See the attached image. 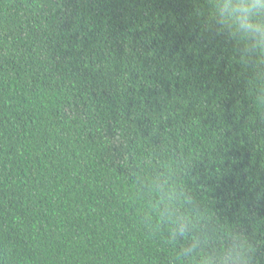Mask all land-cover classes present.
Returning <instances> with one entry per match:
<instances>
[{"label": "trees", "instance_id": "1", "mask_svg": "<svg viewBox=\"0 0 264 264\" xmlns=\"http://www.w3.org/2000/svg\"><path fill=\"white\" fill-rule=\"evenodd\" d=\"M242 0H0V264H264V48ZM183 234H180V230Z\"/></svg>", "mask_w": 264, "mask_h": 264}, {"label": "clouds", "instance_id": "2", "mask_svg": "<svg viewBox=\"0 0 264 264\" xmlns=\"http://www.w3.org/2000/svg\"><path fill=\"white\" fill-rule=\"evenodd\" d=\"M221 23H231L243 35L250 37L260 48H264V0H242L240 3H225L220 10ZM183 234V230H180ZM250 248L246 239L237 235L231 237L220 257H213L210 264H251Z\"/></svg>", "mask_w": 264, "mask_h": 264}]
</instances>
